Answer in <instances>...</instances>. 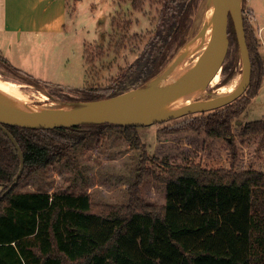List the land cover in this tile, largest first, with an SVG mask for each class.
Wrapping results in <instances>:
<instances>
[{"label": "trees", "instance_id": "1", "mask_svg": "<svg viewBox=\"0 0 264 264\" xmlns=\"http://www.w3.org/2000/svg\"><path fill=\"white\" fill-rule=\"evenodd\" d=\"M193 2L159 0L156 29L134 61L107 85L87 87L84 98L69 99L67 104L107 98L148 83L187 41ZM131 5L140 9V0H132ZM242 17L251 62L245 93L220 108L161 129L224 139L231 154L230 167L165 163L159 172L146 164L149 159L144 156L121 204H94L85 192L16 190L21 180L54 159L77 169L69 150L106 128H121L127 139L141 145L133 125L39 128L3 123L23 153L24 168L15 186L0 198V264H264V170L234 167L233 123L257 95L264 75L255 29L248 16ZM228 24L233 27L230 16ZM234 32L232 28L235 36ZM0 61L22 73L1 54ZM227 68V64L221 67L224 72ZM27 76L28 83L42 82ZM240 134L260 135L263 140L264 119L243 124ZM19 166L18 151L0 128V195ZM144 178L164 184L163 203L145 200L141 192Z\"/></svg>", "mask_w": 264, "mask_h": 264}, {"label": "rangeland", "instance_id": "2", "mask_svg": "<svg viewBox=\"0 0 264 264\" xmlns=\"http://www.w3.org/2000/svg\"><path fill=\"white\" fill-rule=\"evenodd\" d=\"M74 1L68 0L70 11ZM131 1L79 0L78 11L84 20L80 24L77 19V24L74 22L72 27L76 30L77 38L73 36L67 40L63 36H52L51 40H46L41 36L39 40L31 41L27 46L22 47L23 42L18 44L23 56L27 60L30 58L34 66L40 64L41 54L46 53V57L55 59L58 52L66 56L67 50L71 52L74 49L75 57L71 60L70 66L63 71L60 67L54 68L56 70L52 73V76L69 83L70 86L46 84L43 81L38 84L28 83L27 73L15 72L1 61L0 75L25 85L22 89L28 93L32 102L41 105L46 111L70 106L67 101L84 98L87 87L107 85L122 68L134 61L154 33L161 8L159 0H140V9L136 10L133 9ZM253 3L256 12L264 15V1L254 0ZM241 6L242 14L250 17L247 0H242ZM213 9V0H194L192 12L187 19L189 26L187 40L204 25L212 24ZM102 15L104 22L99 21ZM258 22L263 24L264 16L258 17ZM232 28L234 29L228 24L227 19L226 47L222 60V66L228 65L227 71H222L221 66L218 82L207 84L193 98L194 100L221 96L217 89L219 86L231 82L236 76H241L242 79L243 62ZM100 33L103 35L98 39ZM259 35L264 43V29ZM261 45H258V51L263 61ZM7 53L9 51L3 49V54L9 57ZM167 63L148 81L149 85L157 83ZM224 77L226 79L221 83L220 80ZM262 83L258 94L249 101L238 116V120L233 123V135L237 146V157L234 161L236 169L250 166L264 170V139L262 140L260 135L243 137L240 134L243 124L251 120L264 119V77ZM168 87L163 86L156 91ZM200 113L184 114L163 122L136 126L141 145L139 147L133 139L124 136L121 128H106L99 136H89L69 150V154L77 160V169L54 159L38 172L21 180L15 189L85 192L90 195L94 204H121L127 199V188L136 179L144 156L149 159L146 164L159 172H162L160 168L165 163L200 162L205 167H230L231 154L224 139H210L191 131L176 133L161 131L168 124ZM141 192L147 202L155 204L164 202V184L151 178L143 179Z\"/></svg>", "mask_w": 264, "mask_h": 264}, {"label": "water", "instance_id": "3", "mask_svg": "<svg viewBox=\"0 0 264 264\" xmlns=\"http://www.w3.org/2000/svg\"><path fill=\"white\" fill-rule=\"evenodd\" d=\"M213 1L214 43L206 54L198 72L184 84L147 93L149 83H146L143 86L131 88L107 98L70 103V106L61 108L59 112H32L0 106V128L12 140L20 157L18 172L9 187L2 192L0 198L15 186L24 168L23 153L14 136L4 127L3 123L39 128L100 123L141 126L163 122L184 114L211 111L239 98L248 87L251 75V62L243 26L242 0ZM228 16H230L233 23L243 62L241 82L235 90L228 94L194 100L193 98L209 83L212 76L222 66L226 47V21ZM187 98H190L188 102L170 112L150 116L139 114L143 109Z\"/></svg>", "mask_w": 264, "mask_h": 264}, {"label": "crops", "instance_id": "4", "mask_svg": "<svg viewBox=\"0 0 264 264\" xmlns=\"http://www.w3.org/2000/svg\"><path fill=\"white\" fill-rule=\"evenodd\" d=\"M253 1L247 0V8L250 12L249 19L256 30L255 32H257L256 36L262 47L264 43L259 34L264 29V23H257V18L264 15L256 12ZM78 2L79 0L74 1L70 11L68 0H0V47L2 48L0 54L22 72L41 81L70 86L69 83L52 76V73L56 70L54 68L60 67L63 71V69L65 70L70 66L71 60L75 57L74 49L71 52L67 50L66 56H62L58 52L55 59L46 57V53L41 54V66L40 64L34 66L30 58L27 60L23 56L18 44L23 42L21 46H27L31 41L39 40L41 36H44L46 40H51L52 36H63L67 40L73 36L77 38L76 30L72 27H74V22L76 23L77 19L80 24L84 20V17L78 11ZM99 21H105L104 15L99 17ZM102 35L103 33H100L98 39ZM3 49L9 51L7 53L9 57L3 54ZM261 52L264 63L263 47ZM26 61L28 64H26ZM263 77L259 90L263 84Z\"/></svg>", "mask_w": 264, "mask_h": 264}, {"label": "bare ground", "instance_id": "5", "mask_svg": "<svg viewBox=\"0 0 264 264\" xmlns=\"http://www.w3.org/2000/svg\"><path fill=\"white\" fill-rule=\"evenodd\" d=\"M214 18V11H211ZM213 38V22L210 26L204 25L194 35L188 38L187 42L179 48L174 56L169 60L162 75L154 85L147 86V93L155 92L163 86H178L188 82L200 69L206 54L209 52ZM219 69L212 76L210 85L218 82ZM222 81V80H221ZM229 82V81H228ZM241 82V76H236L231 82L222 84L217 88L220 94H228L235 90ZM222 83V82H221ZM22 83L8 79L0 75V106L15 110L32 112H59L58 110L46 111L39 104H34L28 93L22 89ZM33 92V91H32ZM215 97V96H214ZM190 98L181 99L175 102L164 103L151 108L143 109L139 114L142 116L160 115L170 112L174 108L188 102ZM45 106V105H44Z\"/></svg>", "mask_w": 264, "mask_h": 264}, {"label": "built area", "instance_id": "6", "mask_svg": "<svg viewBox=\"0 0 264 264\" xmlns=\"http://www.w3.org/2000/svg\"><path fill=\"white\" fill-rule=\"evenodd\" d=\"M263 48H264V45H263Z\"/></svg>", "mask_w": 264, "mask_h": 264}]
</instances>
